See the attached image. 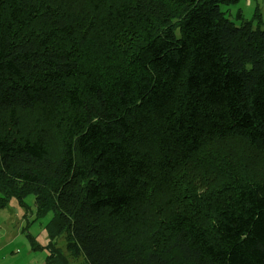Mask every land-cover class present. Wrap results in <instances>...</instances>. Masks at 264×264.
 I'll return each mask as SVG.
<instances>
[{"label": "trees", "instance_id": "16d2710c", "mask_svg": "<svg viewBox=\"0 0 264 264\" xmlns=\"http://www.w3.org/2000/svg\"><path fill=\"white\" fill-rule=\"evenodd\" d=\"M240 0H0V209L47 264H264V18Z\"/></svg>", "mask_w": 264, "mask_h": 264}, {"label": "rangeland", "instance_id": "374dc122", "mask_svg": "<svg viewBox=\"0 0 264 264\" xmlns=\"http://www.w3.org/2000/svg\"><path fill=\"white\" fill-rule=\"evenodd\" d=\"M263 0H241L235 6L233 17L238 8H243L245 16L251 19L256 8L262 12ZM51 215L44 219L37 217L34 196L26 199V205L21 206L17 200H12L8 207L0 209V264H47L48 251L46 249H33L28 234L32 235L42 246L49 244L46 223ZM58 246L64 251L73 264H82L83 259H73L66 249V240L60 238Z\"/></svg>", "mask_w": 264, "mask_h": 264}, {"label": "crops", "instance_id": "0c3cea01", "mask_svg": "<svg viewBox=\"0 0 264 264\" xmlns=\"http://www.w3.org/2000/svg\"><path fill=\"white\" fill-rule=\"evenodd\" d=\"M241 1V0H240ZM240 1L238 4H240ZM264 1V0H263ZM262 11H263V18H264V7L262 8Z\"/></svg>", "mask_w": 264, "mask_h": 264}]
</instances>
